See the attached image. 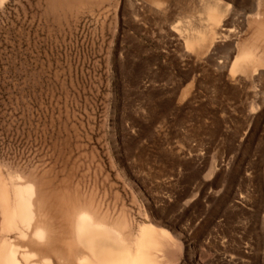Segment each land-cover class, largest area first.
<instances>
[{"label":"rangeland","instance_id":"374dc122","mask_svg":"<svg viewBox=\"0 0 264 264\" xmlns=\"http://www.w3.org/2000/svg\"><path fill=\"white\" fill-rule=\"evenodd\" d=\"M206 1L0 5V179L52 233L11 239L77 264L84 212L133 248L165 230L167 264H264V0H210L216 39L191 48Z\"/></svg>","mask_w":264,"mask_h":264},{"label":"bare ground","instance_id":"6f19581e","mask_svg":"<svg viewBox=\"0 0 264 264\" xmlns=\"http://www.w3.org/2000/svg\"><path fill=\"white\" fill-rule=\"evenodd\" d=\"M4 1L0 0V5ZM203 9L204 17L200 28L187 29L182 34L191 48L211 44L217 36L215 25H218L221 20L220 5L216 1L209 0L204 3ZM249 62H255L253 52L247 49L242 50L236 56L233 68L244 69ZM5 186V183L0 179V264H56L46 256H41L40 251L32 250V245L28 249L29 246L26 247L23 243L20 245L15 242L17 238L15 241L13 240L15 237L10 238L9 234L14 232L18 234V239L37 246L50 242L52 233L45 224L40 223L34 228L31 227L34 220L32 206L35 192L33 186H21L20 184L14 187V204L12 206L8 205L6 201L8 192L5 190ZM74 221V240L87 252L83 254L76 249L74 257L77 264H167L168 262L163 251L171 238L165 230H159L151 225L142 226L133 248L128 242L125 243L122 239L114 238L107 227L84 212H79ZM30 227L33 229L29 233ZM22 247L24 248L22 249ZM60 258L65 257L61 256ZM71 262L70 260L65 264Z\"/></svg>","mask_w":264,"mask_h":264}]
</instances>
